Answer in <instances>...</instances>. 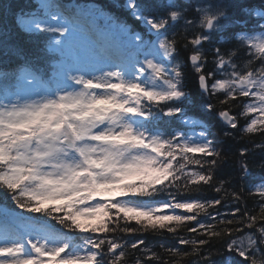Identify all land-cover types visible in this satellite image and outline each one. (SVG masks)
Returning a JSON list of instances; mask_svg holds the SVG:
<instances>
[{"label":"snow or ice","instance_id":"snow-or-ice-1","mask_svg":"<svg viewBox=\"0 0 264 264\" xmlns=\"http://www.w3.org/2000/svg\"><path fill=\"white\" fill-rule=\"evenodd\" d=\"M0 264H264V0H0Z\"/></svg>","mask_w":264,"mask_h":264},{"label":"trees","instance_id":"trees-1","mask_svg":"<svg viewBox=\"0 0 264 264\" xmlns=\"http://www.w3.org/2000/svg\"><path fill=\"white\" fill-rule=\"evenodd\" d=\"M85 2H95V3H98V4H101L103 6H105L106 8L109 6L110 4V0H85ZM131 23V21H129ZM193 88H194V85H192ZM257 161L259 159V154H257V157H256ZM257 174L259 172V170L257 169Z\"/></svg>","mask_w":264,"mask_h":264}]
</instances>
